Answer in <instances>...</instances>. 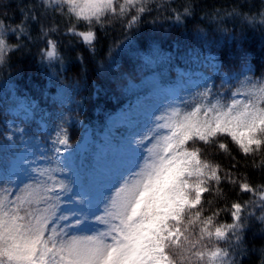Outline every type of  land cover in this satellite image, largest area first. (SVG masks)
Listing matches in <instances>:
<instances>
[{
    "label": "snow or ice",
    "instance_id": "6c2138e0",
    "mask_svg": "<svg viewBox=\"0 0 264 264\" xmlns=\"http://www.w3.org/2000/svg\"><path fill=\"white\" fill-rule=\"evenodd\" d=\"M152 2L40 0L37 4L34 0L19 9V24L6 25L0 19V67L10 53L27 47L10 44L11 36L34 42L29 30L35 23L40 25L37 40L43 44L35 54L39 70L50 80L63 75L60 41L51 35L58 28L43 26L49 9L68 25L64 34L79 38L92 53L97 32L106 31L105 21H117L123 40L116 48L124 51L136 45L137 54L148 63L153 58L170 61L172 56L161 48L164 33L160 38L155 33L164 22L182 25L191 12L185 8L183 13L172 10L171 15L145 19L152 16ZM7 7L0 0V8ZM78 24L87 30L79 31ZM148 25L152 31L145 33ZM219 32L221 38L209 40L199 30V52L185 53L212 74L187 70L158 99L146 96L142 108H133L124 117L129 134L109 140L87 168L76 162L82 142L70 143L65 126L69 121L62 112L41 115L37 131L46 139L28 136L27 129L16 125L17 119L34 120L36 108L25 102L26 97L17 98L11 77L4 81V98L13 102L6 112L13 119L4 121L0 139V264H243L257 251L247 233L259 221L258 232L264 235V183L254 185L239 172L240 161L229 145L243 155L245 166L251 160V166L264 174V166L255 164L258 155L264 157V73L248 75L254 67L243 38L226 28ZM137 33L139 44L132 40ZM113 51L110 46L109 59ZM30 54L31 49L24 53ZM234 60L240 62L239 71L232 69ZM114 63H107V68ZM22 74L23 69L17 71V77ZM214 76L221 79L219 88ZM79 87L78 81L62 84L55 102L65 104ZM74 102L79 109L80 102ZM141 118L144 126L136 131ZM219 154L230 156L232 163L226 167L215 163L211 157ZM225 185L237 197L248 199L229 201ZM213 194L224 200L223 206L212 207L207 197ZM260 256L264 264V246Z\"/></svg>",
    "mask_w": 264,
    "mask_h": 264
},
{
    "label": "trees",
    "instance_id": "16d2710c",
    "mask_svg": "<svg viewBox=\"0 0 264 264\" xmlns=\"http://www.w3.org/2000/svg\"><path fill=\"white\" fill-rule=\"evenodd\" d=\"M34 0H3L8 5L7 9L0 8V13L6 11V17L0 15L6 25L19 24L22 16L20 8L30 6ZM39 4L40 0H35ZM154 11L152 17L171 15L172 10L183 13L185 8H189L190 16H184V23L179 26L170 25V22H164L155 35L160 38L164 33L161 48L163 52L172 56L170 61L153 58L151 63L144 60L141 55L137 54L136 45L132 48L121 51L115 46L123 40V28L117 21L111 24L105 21L106 31H98L95 47L96 52L89 51L79 38L72 35H65L67 24L59 16L52 13L49 9L47 18L43 21L45 28L57 27L58 32L53 33L52 38L60 41V52L64 58L63 75L59 79H49L36 63L35 54L43 44L39 43L37 37L40 35V25L31 24L29 35L32 43L28 41H17L15 36L9 38V43H25L26 48L19 52L9 54L7 63L0 67V139H2L5 120H12L13 117L6 112V109L13 106L11 98L5 99V91L2 88L4 81L11 77L14 86L17 88V98L31 102L35 108V119L21 122L20 119L15 121L20 128L28 130V136H38L46 139L39 131L41 115L48 116L56 112H62L68 118L65 125L70 133V143L76 144L82 141L84 126L91 130L93 143L87 151L76 154V162L84 163L87 168L89 161L97 151L95 143L101 140V134L105 131L108 119L122 109L125 103L133 101L135 98L150 95L160 91L166 85L173 84L176 78L175 68L185 64L188 59L185 53L198 45L202 41L198 39V31L203 30L209 40L221 38L219 29L226 28L229 32L234 33L238 38H243L244 48L251 53V63L254 66V72L250 73L254 77L261 76L264 73V0H153L150 5ZM159 9L156 11L155 9ZM235 9V11H233ZM44 13V8L39 9ZM231 13V15H228ZM239 13V15H237ZM216 19H213V17ZM243 16L252 18L249 20L242 19ZM79 31H86V27L78 24ZM145 33L152 31L151 25L144 29ZM166 30V32H165ZM132 40L139 44V33L132 35ZM239 42V41H238ZM177 43L179 48L177 49ZM112 46L114 51L109 59V47ZM31 49L30 55H24ZM227 50V48L225 49ZM231 50L236 51V43L231 45ZM215 51V46H213ZM82 57V59H81ZM115 61L112 68H107V63ZM101 64L104 68L101 69ZM23 69V74L17 77V71ZM233 71H239L240 62H232ZM58 67L52 69L57 71ZM243 77H241L242 79ZM217 88L221 85V79L218 76L213 77ZM79 82V90L71 93V99L61 105L55 102L58 95L59 87L62 84ZM233 83L232 87H235ZM193 91H199L194 89ZM80 102V108L77 109L76 103ZM127 129L124 130L126 132ZM232 156L240 161L239 172L246 173L249 181L254 185L264 183V174L257 168L254 169L252 161L246 162L243 155L239 153L235 145H229ZM215 163L226 167L232 163L231 157L226 154H219L211 157ZM255 164L264 166V157L257 156ZM225 194L229 201L241 198L247 200L248 196L237 197L235 190L230 185H225ZM212 200V207L223 206L224 200L216 198L215 194L207 197ZM259 215V213H257ZM225 219H229L225 217ZM230 222V219H229ZM261 224L255 221L252 230L247 233L248 242L257 249L256 252L250 253L244 260L243 264H260V250L264 246V235H260L258 230ZM254 233H257L255 236Z\"/></svg>",
    "mask_w": 264,
    "mask_h": 264
},
{
    "label": "rangeland",
    "instance_id": "374dc122",
    "mask_svg": "<svg viewBox=\"0 0 264 264\" xmlns=\"http://www.w3.org/2000/svg\"><path fill=\"white\" fill-rule=\"evenodd\" d=\"M195 50L197 52H199L200 48H196ZM204 51L206 52L207 49H205ZM193 64H195V63L189 61V64L187 66L193 65ZM187 70H190V69L188 67H186L185 71H187ZM196 71H199V70H196ZM183 72H184V70H182V69L178 70L179 74H181ZM193 72H195V71H193ZM145 97H143L140 100L135 101L133 104H130V105L129 104H125L124 107L117 114H115L113 117H111L109 119V121H108V123L106 125V130L101 135V140L98 143H96V146H97V151L96 152L104 150L107 147V144H108L109 140H115V139H118L120 137H123V136L129 134L130 129L128 127V124L125 122L124 117H125V115L127 113H129V111L131 109H133V108H142L143 101H144ZM25 102H27V101H25ZM158 114H159V112L156 113V115H158ZM143 126H144V120H143V118H141V125L135 130L139 131V130H141L143 128ZM120 127H127L128 129H127L126 132H124L123 128H120ZM117 128H120V129H117ZM84 137H85L86 141H85V144L83 145ZM92 142H93V138L91 136L90 130L85 131V133L83 135L82 143L80 145L82 151H83V149H89V147L92 144Z\"/></svg>",
    "mask_w": 264,
    "mask_h": 264
},
{
    "label": "bare ground",
    "instance_id": "6f19581e",
    "mask_svg": "<svg viewBox=\"0 0 264 264\" xmlns=\"http://www.w3.org/2000/svg\"><path fill=\"white\" fill-rule=\"evenodd\" d=\"M86 139H84L83 145L85 144Z\"/></svg>",
    "mask_w": 264,
    "mask_h": 264
}]
</instances>
